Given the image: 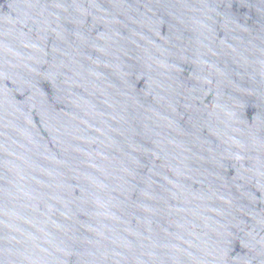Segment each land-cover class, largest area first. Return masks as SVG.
Masks as SVG:
<instances>
[{
	"label": "water",
	"instance_id": "water-1",
	"mask_svg": "<svg viewBox=\"0 0 264 264\" xmlns=\"http://www.w3.org/2000/svg\"><path fill=\"white\" fill-rule=\"evenodd\" d=\"M0 264H264V0H0Z\"/></svg>",
	"mask_w": 264,
	"mask_h": 264
}]
</instances>
